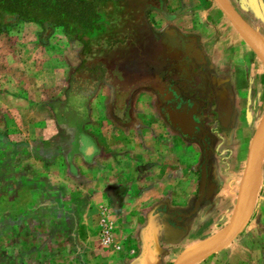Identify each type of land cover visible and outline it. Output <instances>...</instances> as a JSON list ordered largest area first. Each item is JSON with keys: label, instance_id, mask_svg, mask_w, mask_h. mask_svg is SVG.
<instances>
[{"label": "crops", "instance_id": "0c3cea01", "mask_svg": "<svg viewBox=\"0 0 264 264\" xmlns=\"http://www.w3.org/2000/svg\"><path fill=\"white\" fill-rule=\"evenodd\" d=\"M225 1L264 39V26L239 10L246 9L247 4L242 5V0ZM178 7L171 0L165 5L166 9ZM252 7L258 9V4L254 1ZM182 20L195 24L193 19ZM182 20L174 21L177 30L173 29L170 35L173 40L189 44L190 57L196 65L185 63L186 85L183 84L182 92H177V88L174 91L187 102V111L182 114L195 106L198 129L193 136L181 131L178 123H182V114L175 124L161 109V113L153 112L147 106L145 100L151 101L154 92L149 85L139 86L130 98H116L113 84L86 78L82 83L89 92L88 98L77 99L85 97L80 89L70 97L71 76L82 67L84 56L82 49L64 48L60 39H72L59 31L44 35L39 31L41 26L23 23L0 33V139L16 143L10 138L19 137V127L8 128L4 122L10 117L14 121L20 119V110L14 104L23 98L27 104L38 106L41 114L35 115V107L32 117L28 116L43 121L39 134L42 140H73L68 148L58 146L53 155L40 158L38 169L43 174L36 176L40 180L25 181L24 187L12 196L0 197V218L12 208L9 215L19 218L12 228L14 235L23 236L27 231L30 234L28 240L12 242V261L6 263L0 258V264H102L93 255L98 248L95 238L101 217L113 220L116 229L105 220L101 225L124 234L118 242L126 249L133 247L131 240L126 239H132L133 233L149 232L151 226L164 234L189 228L193 223L201 183L198 158L204 155V144L214 132L221 137H243L238 145L251 144L262 122L264 77L260 58L236 29L226 27L227 41L201 39V34L178 30V26L186 29ZM175 31H181V36ZM23 72L29 75L27 85L21 83ZM82 72L78 76L79 87ZM32 91L38 100H30ZM74 99L78 101L76 105ZM10 104L13 105L8 112L5 108ZM70 105L76 108L72 110L75 116L71 133L65 129V116L59 115L69 112ZM201 138H205L204 143ZM26 147L30 158L42 156L31 144ZM233 150L241 149L235 146ZM222 151L231 152L229 146ZM58 162L62 164L60 169L54 165ZM38 181L47 185L48 195L58 198L61 210L55 222L44 214L41 227L37 224L39 211L34 210L38 195L30 192ZM46 192L45 209L51 211L54 200L47 199ZM35 232L44 234V243L33 240ZM204 239L192 241L184 252ZM142 247L148 248L147 243ZM138 263L126 258L122 264Z\"/></svg>", "mask_w": 264, "mask_h": 264}, {"label": "rangeland", "instance_id": "374dc122", "mask_svg": "<svg viewBox=\"0 0 264 264\" xmlns=\"http://www.w3.org/2000/svg\"><path fill=\"white\" fill-rule=\"evenodd\" d=\"M140 1L143 4L151 3L153 5L155 3L156 5L154 4V6H159L158 4L161 3V13L152 11L148 15L147 30L153 32V34L157 36L158 41L154 47L150 44L146 45V48L143 51L145 59L142 63L136 62L132 59L134 58L136 49L134 48V41L133 43H130L131 49L128 53L129 56L121 67V69L125 71L122 84L125 88L124 91L126 92L129 91L131 84L139 81H143V85H149L152 87V89H154V92L152 93L153 99L151 101H145L147 106H151L153 112L161 113V110L163 111V106L165 107L166 105L163 103V96L160 89L158 90L159 78L163 77L162 79H164L166 85L173 88L175 87V90L177 88V92H182L183 84L186 85V81L184 80L186 75H184L183 70V67L186 66L185 63L189 62L190 67L196 65L195 60L190 57L191 51L183 52L180 48H175V50L177 49L175 53L167 51L165 43L168 42V39H166V36H169L171 32H173V29L177 30L173 25L174 21L179 22L185 18L189 20L193 19L195 24L189 25L187 23L188 20H182V22H184L183 26H185L186 29L182 28V26H178V30L185 32V34H188V32L190 34H201V39L204 37V39L211 38L213 40L220 39L227 41L226 27L229 26L234 28V26L214 0H171V2H177V6H179L175 9L165 8V5L169 0ZM242 1V5L247 4L248 7L239 10L242 13H245L249 19H257V21L264 26V0ZM254 1L258 4V9L255 10L252 7ZM200 23L203 25H200ZM40 30L44 35H46L47 32H51H46L43 29H39V31ZM181 31L175 32L181 36V33H179ZM171 40L176 41L177 39L175 38L173 40L172 38ZM60 41L63 42L64 45L62 46L64 48H78L80 51L82 49V45L76 41L69 40L66 42L65 38H61ZM178 42L179 44L181 43L180 41ZM187 44L188 43L184 45L187 46ZM191 48L194 51V45ZM99 61H102V59L96 58L90 62L96 64ZM115 61V57L108 59L107 62L109 69L113 70ZM260 63L263 68L262 76L264 77V65L262 61H260ZM87 77L86 72H82L80 88L82 89L81 92L85 95L87 91L84 89L82 81H85ZM20 78L22 80L21 83L27 85L29 75L23 72L20 75ZM187 93L188 92H186V94ZM26 95L29 94L26 93ZM35 97L36 95L34 91H32L30 100H38V97L37 99ZM19 101L20 102L14 104V107L20 110V119L18 118L14 121L10 117L8 120L6 118L4 123L8 128L13 126L19 127L18 132L20 135L15 139L11 136L10 139H12V141L15 140L16 143L10 141L6 142L0 139V197L2 195L12 196L16 190L24 187L22 183L25 181L32 179L40 180L36 177L41 176L39 174L41 171L39 172L38 169V163L40 164L41 162L40 158L45 155H53L58 146L66 145L68 148L69 145L73 144L71 137L69 139L65 137L66 140L60 137L47 141L42 140L39 134H42L44 128L43 121L35 120L33 118L29 119V116L32 117L35 107L38 110V106H34L35 104H27L23 98ZM73 101L74 105L78 102L76 99ZM79 101H82V99ZM12 105L13 104L6 106V111H8ZM74 105L69 106V112L67 113L59 112V115L61 113L60 116H65L66 118V122L64 123L67 124V127L65 129H69V133L72 132V118L75 116V111H72L76 110ZM194 107L195 106H192L191 109L195 112ZM38 114H41L39 113V110L36 111L35 115L38 116ZM261 121V125L256 132V135L252 139H247H251L252 141L249 146L238 145L243 137H221L215 132L208 137L207 142L204 144L206 148L204 150L205 153L203 152L204 155L201 154L202 157L198 158V177H201V168L205 166L206 185L202 199L194 212L195 219L193 223H190L189 228L182 227L179 230L175 229L172 232H165L163 234L157 233L155 231V226H151L149 232L133 233L132 239H126L127 242L131 240L130 242H132L133 245L131 249H126L120 247V243L118 242L120 238L122 239L124 234H118L115 230L101 225L104 220L107 223H112V225L114 223L113 220L109 218L101 217L99 226L100 231L96 233L95 238L98 245V248L94 250L93 254L95 255V259L99 258L100 261L102 260V264H122L126 258H130L134 261L137 260V262H139L138 264H174L182 257L185 247L190 246L192 241L204 238L206 239L202 241L212 240L216 235V232L227 226L230 227V224H232L235 218L243 176L258 144V135L259 133L261 134L260 131L262 130L264 122V110L262 111ZM66 133H68V131H66ZM201 139L204 143L205 138ZM29 144L38 148L40 151L38 153H41L42 156H39L40 154H38V156L30 158L31 153L29 154L28 147H26ZM226 146H229V151L231 152L224 153L222 151ZM235 146L239 147L241 150L234 152L233 148H235ZM58 155L60 156V154ZM31 161H34V163H30ZM54 165L59 169L62 166L60 162L54 163ZM41 173L43 174V172ZM217 173H221L222 176L216 177ZM253 179H255L256 186L250 194L249 214L244 222L241 232L226 247L214 252L204 259L197 260L192 264H264V156L261 166ZM46 190H48L47 185L41 181L34 184L30 190V192H34L33 194L37 193L38 195H36L37 198L34 201V210L38 209L37 211H39V218L37 220L38 226H43L45 220L44 214L49 215L53 222H55L61 215V210H58V201H56L58 198H56L55 195H48V191L46 192ZM44 192L47 194V199H50L51 197V199L54 200L52 203L55 208L51 209V211L45 209V203L43 201L45 197ZM198 193L199 191L197 192V195ZM10 210L9 213L12 212V208ZM9 213H5L3 217L0 218V247L3 248L2 251L0 249V258H3L6 263L12 261L13 258L12 242L23 239L28 240L30 235L28 231L25 234H22L23 236H20L18 233L14 235L12 228L16 223H19V218H12ZM149 220L150 218L147 219V221ZM114 225L113 227H115ZM35 236L36 237H34L33 240H41L44 243L43 233L35 232ZM54 236H56V234ZM128 236H130V234H128ZM156 236L158 237L156 238ZM58 238L60 237L58 236ZM146 243L148 248L142 247V245ZM139 244L141 245V248L139 247Z\"/></svg>", "mask_w": 264, "mask_h": 264}, {"label": "trees", "instance_id": "16d2710c", "mask_svg": "<svg viewBox=\"0 0 264 264\" xmlns=\"http://www.w3.org/2000/svg\"><path fill=\"white\" fill-rule=\"evenodd\" d=\"M154 4H143L140 0H0V33L23 23L37 24L47 32V24L51 31L57 30L82 45L84 59L82 67L71 76L70 97L82 90L78 76L84 69L88 80L113 84L116 98L123 95L130 98L134 90L144 86L143 81L124 91L125 71L121 67L133 41L136 51L132 59L139 63L145 59L146 45H156L157 36L147 30L148 15L152 11L161 13V3ZM112 57L116 58L113 70L107 62ZM96 58L102 61L90 62ZM88 93L77 99H87ZM2 202L0 198V205Z\"/></svg>", "mask_w": 264, "mask_h": 264}, {"label": "water", "instance_id": "95a60500", "mask_svg": "<svg viewBox=\"0 0 264 264\" xmlns=\"http://www.w3.org/2000/svg\"><path fill=\"white\" fill-rule=\"evenodd\" d=\"M221 11L225 14V16L229 19L232 23L234 28L239 32V34L244 38L247 44L254 50L256 55L260 58L264 65V42L260 39V37L253 31V29L246 23V21L231 7L225 0H214ZM48 31L51 29L48 25H45ZM182 123H178L181 131L189 136H193V133L197 131V123L194 117L193 111L189 113L182 114ZM172 123L176 122L171 119ZM264 156V122L263 127L261 130V134L259 136L258 144L252 156V159L248 163L240 190V196L238 205L235 212V218L232 224L230 225V233L229 235L215 244L214 246L200 252L194 254L192 256H188L185 258L178 259L174 264H192L197 260L204 259L214 252L226 247L229 245L236 236L241 232L245 219H244V212H245V201L248 192V184L250 181L256 176ZM201 183L198 193V201L196 207L198 206L199 202L202 199L203 192L206 185V167L203 166L201 168Z\"/></svg>", "mask_w": 264, "mask_h": 264}, {"label": "flooded vegetation", "instance_id": "af4514ba", "mask_svg": "<svg viewBox=\"0 0 264 264\" xmlns=\"http://www.w3.org/2000/svg\"><path fill=\"white\" fill-rule=\"evenodd\" d=\"M168 42L165 43V46L167 48L168 52H173L175 53V48H180L181 50H183V52H190V46L187 44V46H185L184 43L183 45H181L182 43L179 44L178 41H172V36L169 35L167 36ZM179 50V49H178ZM191 55V54H190ZM163 78V77H162ZM159 78L158 80V84H159V88L160 92L162 94V98H163V103L166 105L165 107L163 106V112L170 117L169 119L174 120L176 123H178L179 121V115L182 114V112L187 111L186 109V104L187 102L184 100V98L177 96V94L175 93V88L168 86L164 83V79Z\"/></svg>", "mask_w": 264, "mask_h": 264}, {"label": "bare ground", "instance_id": "6f19581e", "mask_svg": "<svg viewBox=\"0 0 264 264\" xmlns=\"http://www.w3.org/2000/svg\"><path fill=\"white\" fill-rule=\"evenodd\" d=\"M261 39L264 42V39L262 37H261ZM259 135H260V133H259ZM259 135H258V137H259ZM255 186H256L255 179H252L250 181V183L248 184V192H247L246 201H245V212H244V219L245 220L249 214L250 194H251V192ZM229 233H230V227L227 226V227L219 230L218 232H216V235L214 236V238L212 240L201 241L198 245L193 246L191 248H188L187 251L182 254L181 258L192 256L194 254L200 253V252L214 246L215 244H217L221 240L225 239L229 235Z\"/></svg>", "mask_w": 264, "mask_h": 264}]
</instances>
